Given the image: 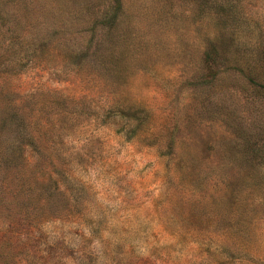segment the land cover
<instances>
[{"label": "rangeland", "instance_id": "374dc122", "mask_svg": "<svg viewBox=\"0 0 264 264\" xmlns=\"http://www.w3.org/2000/svg\"><path fill=\"white\" fill-rule=\"evenodd\" d=\"M0 264H264V0H0Z\"/></svg>", "mask_w": 264, "mask_h": 264}, {"label": "trees", "instance_id": "16d2710c", "mask_svg": "<svg viewBox=\"0 0 264 264\" xmlns=\"http://www.w3.org/2000/svg\"><path fill=\"white\" fill-rule=\"evenodd\" d=\"M214 53L212 52V53H209V52H207V54H206V59L208 60V61H210V63H213L214 61H215V57H214Z\"/></svg>", "mask_w": 264, "mask_h": 264}]
</instances>
